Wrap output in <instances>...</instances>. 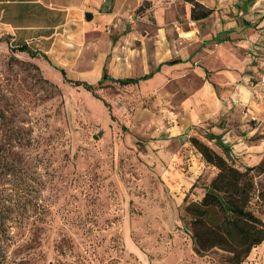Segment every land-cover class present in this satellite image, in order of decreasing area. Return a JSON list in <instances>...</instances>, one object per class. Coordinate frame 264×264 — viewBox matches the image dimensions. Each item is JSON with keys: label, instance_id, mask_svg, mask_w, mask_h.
Segmentation results:
<instances>
[{"label": "rangeland", "instance_id": "rangeland-1", "mask_svg": "<svg viewBox=\"0 0 264 264\" xmlns=\"http://www.w3.org/2000/svg\"><path fill=\"white\" fill-rule=\"evenodd\" d=\"M184 5L163 23L149 7L110 8L99 20L73 13L46 40L0 36V229L9 235L0 264H229L220 250L198 255L182 220L218 171L190 141L219 148L202 117L226 93L202 91L207 67L231 61L204 43L205 24L183 36L194 26ZM191 55L147 81L99 83L105 72L141 76ZM253 173L263 188L264 173ZM253 207L264 218L262 201ZM243 264H264V242Z\"/></svg>", "mask_w": 264, "mask_h": 264}, {"label": "crops", "instance_id": "crops-1", "mask_svg": "<svg viewBox=\"0 0 264 264\" xmlns=\"http://www.w3.org/2000/svg\"><path fill=\"white\" fill-rule=\"evenodd\" d=\"M178 1L180 0H0V36L7 35L13 40L22 39L26 43L46 40L53 36V29L68 23L73 13L90 12L93 14L92 20H99L110 15V10L105 11L110 8L149 7L155 9V17L159 23H163L166 21V10L175 7ZM181 1L185 3V20L194 25L184 30L183 36L191 38L202 34L200 28L205 24L206 30L202 31L206 40L204 43L208 42L210 51L221 53L223 58H231L229 63L219 68L212 64L207 67L212 72V78L204 82L202 91L215 93L217 96L216 87H222L226 94L223 101L217 96L218 101L213 102L212 111L205 114L202 120L208 121L212 126L211 132L221 135L222 141L231 148L232 157L239 158L245 166L257 165L264 158V62L255 64L251 59L256 60L261 52L264 55V0ZM192 1L211 9V14L201 19L192 18ZM196 24H200V27H196ZM190 58L192 55L188 58L160 61L155 69L141 76L152 72L154 74L141 81L150 80L164 67L183 64ZM174 60L181 61L167 63ZM233 109L236 112L241 109L243 112L247 111L236 115L232 112ZM257 134L261 137L252 141L251 138Z\"/></svg>", "mask_w": 264, "mask_h": 264}, {"label": "trees", "instance_id": "trees-1", "mask_svg": "<svg viewBox=\"0 0 264 264\" xmlns=\"http://www.w3.org/2000/svg\"><path fill=\"white\" fill-rule=\"evenodd\" d=\"M192 4L191 16L194 19L207 17L212 12L196 1H192ZM0 40L3 38L0 37ZM17 50L28 52L31 56L39 54V51L26 44L20 45ZM179 61L181 60L167 63L174 64ZM61 71L66 79L65 71ZM153 74L154 72L135 78L113 79L105 73L99 83L109 79L121 85L135 84ZM74 83L89 91L95 89V85L85 81ZM206 138L209 141L215 140L221 150L198 137H191L190 141L205 161L218 171L206 186L202 199L188 202L184 206V228L191 236L198 255L216 249L226 253L229 264H243L252 250L264 242V218L253 207L255 200L264 204V187L259 188L253 173H264V158L258 165H236L232 160V150L222 141L221 135L210 131L206 133ZM8 237V232L0 229V246Z\"/></svg>", "mask_w": 264, "mask_h": 264}, {"label": "water", "instance_id": "water-1", "mask_svg": "<svg viewBox=\"0 0 264 264\" xmlns=\"http://www.w3.org/2000/svg\"><path fill=\"white\" fill-rule=\"evenodd\" d=\"M85 17L88 19V20H91L93 18V14L90 13V12H86L85 13Z\"/></svg>", "mask_w": 264, "mask_h": 264}]
</instances>
